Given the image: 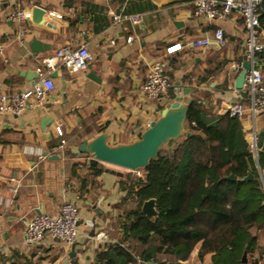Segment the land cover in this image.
Listing matches in <instances>:
<instances>
[{"label":"crops","instance_id":"crops-1","mask_svg":"<svg viewBox=\"0 0 264 264\" xmlns=\"http://www.w3.org/2000/svg\"><path fill=\"white\" fill-rule=\"evenodd\" d=\"M35 6L45 10L42 23L32 16L24 22L8 17L17 7L32 12ZM193 10L194 0H0V93L30 85L43 58L63 45L84 46L93 56L79 72L65 66L53 70V89L41 105L18 115L0 113V264H98L101 249H108L116 264H124L109 245L128 243L122 240L119 222L125 211L139 205L134 192L144 171L100 162L102 172L93 175L88 162L94 158L78 146L101 132L108 133L110 144L131 142L175 99L169 92L156 99L140 92L155 60L165 63L171 91L191 98L206 123L228 113L225 109L235 101L248 103L243 87H235L248 61L240 14L233 11L222 20H208ZM121 11L140 14L141 22H113L112 14ZM216 27L224 31L225 46L214 40L202 48L192 45L195 39L212 37ZM259 37L264 42V27H259ZM34 39L44 44L42 50L32 51ZM177 43L179 49L166 51ZM238 119L247 143L254 132L259 152L264 151V111ZM59 123L62 136L55 131ZM257 161L264 188V171ZM66 201L79 209L74 245L49 238L36 246L27 244L28 220L39 213L54 215ZM257 241L245 264H264V228ZM196 254L197 248L184 264L210 263L211 254L202 261Z\"/></svg>","mask_w":264,"mask_h":264},{"label":"trees","instance_id":"trees-1","mask_svg":"<svg viewBox=\"0 0 264 264\" xmlns=\"http://www.w3.org/2000/svg\"><path fill=\"white\" fill-rule=\"evenodd\" d=\"M259 20L264 27V14ZM169 97H176L171 89ZM185 128L190 135L163 146L142 168L144 176L137 177L139 205L125 211L119 222L128 243L109 245L124 264L185 262L195 248L197 261L211 254L209 264H245L243 251L252 256L256 250L258 231L264 228V188L238 117L226 113L206 123L192 101ZM257 162L264 171V151ZM88 168L93 175L103 170L95 159ZM249 173L252 179H239ZM229 175L236 179H226ZM149 198L155 200L153 217L141 211ZM96 261L116 264L108 249L99 250Z\"/></svg>","mask_w":264,"mask_h":264},{"label":"built area","instance_id":"built-area-1","mask_svg":"<svg viewBox=\"0 0 264 264\" xmlns=\"http://www.w3.org/2000/svg\"><path fill=\"white\" fill-rule=\"evenodd\" d=\"M261 0H194V14L204 16L208 20H222L231 12L240 14L246 29L244 41V54L250 63V68L245 74L243 90L248 96V103L239 101L231 103L225 111L232 116L256 117L264 111V42L259 37L261 13ZM50 15L60 17L59 13L49 12ZM32 16L31 10L17 7L8 17L16 22H24ZM113 22H130L139 24L140 14H129L124 11L112 14ZM24 32L20 34L23 36ZM128 37L127 40H130ZM216 41L220 46L227 44L224 31L216 27L212 37H202L192 41L195 47H206L211 41ZM181 47L180 43L167 47L166 51L172 53ZM93 59L92 54L84 47L73 48L63 45L46 55L42 65L37 68V79L20 91L0 93V113L18 115L27 107L41 105L50 91L53 89L51 72L58 66H65L71 72H79L87 67ZM236 68H240L237 65ZM172 87V81L165 69V63L157 59L148 68L144 80L140 84V92L150 98L156 99L168 94ZM57 135L62 136V124L55 126ZM63 142V140H62ZM248 150L255 161L258 160L259 148L257 135L252 132L248 143ZM262 180V179H261ZM79 209L72 201L64 202L54 215L39 213L26 223L24 229L25 242L31 246L42 244L49 238L66 244H72L78 237Z\"/></svg>","mask_w":264,"mask_h":264},{"label":"water","instance_id":"water-1","mask_svg":"<svg viewBox=\"0 0 264 264\" xmlns=\"http://www.w3.org/2000/svg\"><path fill=\"white\" fill-rule=\"evenodd\" d=\"M261 12L264 14V0L260 2ZM45 10L40 6H35L32 10V18L36 22H43L42 15ZM216 42V41H215ZM217 43V42H216ZM44 44L37 39L30 42L32 51L42 50ZM218 46H220L217 43ZM47 48V46H44ZM250 68L249 61H244L242 70L235 79V87L242 88L246 72ZM36 76V73H35ZM191 98L184 99L183 96H176L173 101L167 102L162 108L160 115L152 120L149 126L140 134V136L128 143L110 144L108 142V133L101 132L90 140H83L79 143L78 150L89 154L95 160L113 165L126 170H137L146 167L151 159H155L161 148L175 141L182 135H190L186 132L185 124L187 120V112ZM112 173L119 174L110 170ZM249 173L240 180L252 179ZM226 179H236L235 175H229ZM141 211L148 217L156 216L155 200L149 198L141 205ZM73 242L71 245H74ZM247 251H243L241 261L246 262ZM153 262H151L152 264ZM166 264H184L182 261L167 262Z\"/></svg>","mask_w":264,"mask_h":264},{"label":"rangeland","instance_id":"rangeland-1","mask_svg":"<svg viewBox=\"0 0 264 264\" xmlns=\"http://www.w3.org/2000/svg\"><path fill=\"white\" fill-rule=\"evenodd\" d=\"M174 141H170L169 143L165 144L164 146H169L170 144H172ZM140 170H143V169H139Z\"/></svg>","mask_w":264,"mask_h":264}]
</instances>
